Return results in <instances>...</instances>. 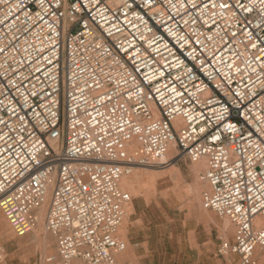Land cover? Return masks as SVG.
Segmentation results:
<instances>
[{"label": "built area", "instance_id": "2783aa9c", "mask_svg": "<svg viewBox=\"0 0 264 264\" xmlns=\"http://www.w3.org/2000/svg\"><path fill=\"white\" fill-rule=\"evenodd\" d=\"M172 147L166 162L205 161L202 205L234 226L218 252L264 264V0H0V207L17 235L48 201L58 264H133L120 180Z\"/></svg>", "mask_w": 264, "mask_h": 264}, {"label": "rangeland", "instance_id": "374dc122", "mask_svg": "<svg viewBox=\"0 0 264 264\" xmlns=\"http://www.w3.org/2000/svg\"><path fill=\"white\" fill-rule=\"evenodd\" d=\"M192 163L183 158L161 168L138 166L136 169L142 170L138 179L129 173L135 181L131 205L126 206L131 210L127 234L128 239L139 243L133 256L135 264H229L231 258L218 252L224 217L209 210L214 220L204 218L188 201L187 186L195 178L190 170ZM173 164L180 168L178 178L172 171ZM3 214L1 211L7 233L0 234L4 255L0 264H58V259L45 262V249L35 246L31 232L17 235ZM233 234L234 230L228 235L230 240ZM46 236L48 249L57 253L56 238L49 232Z\"/></svg>", "mask_w": 264, "mask_h": 264}, {"label": "bare ground", "instance_id": "6f19581e", "mask_svg": "<svg viewBox=\"0 0 264 264\" xmlns=\"http://www.w3.org/2000/svg\"><path fill=\"white\" fill-rule=\"evenodd\" d=\"M129 151H130V153L132 155L138 156L141 153L139 144L137 142H133L130 145V147H129ZM174 155H175V148L172 147L169 150V152L167 153V155L164 158V160L154 161V162H151L149 164L137 163L136 165L133 166L131 172L133 173L134 178L138 179L140 177L139 173L142 171L141 169H139V170H141L139 172L136 169V168H138V166H141V167L142 166H145V167L146 166H155L156 168L165 167V166L175 162V160H171L169 162H166V161L170 160L171 158H173ZM172 166H173L172 167V171L174 172V176L176 178H178L179 175H180V168H178L177 166H174V164ZM205 167H206V165H205V161L204 160L193 161V163L190 166V170L194 174L195 178H194L193 183L191 185L187 186L186 193H187V195L189 197L188 201H189L190 205L193 206L197 210L199 215L203 216L204 218H210V219L214 220L211 212L208 209H205L203 207V205H202V191H203V189H205L207 187V185L201 179V172L204 171ZM134 169H136V170L134 171ZM142 169H144V168H142ZM171 174H173V173H171ZM130 175L126 174V175H124L121 178L120 186H121L122 189H124L126 191L128 190L130 192L131 196H132L133 192H134V190H133L134 189L133 182L135 180H134V178H130L129 177ZM129 205H131V204H129ZM47 206H48V201H46L43 204V206L38 209V211H37V224L35 225V227L30 232H31L32 236L35 238V240H34L35 241V246L37 248L38 247H42L43 249H45V253H46L45 258H44L45 262H54L55 260L58 259V254L55 253V252H52V250L48 249V239H47V236H46V233L48 231L46 230V227H45ZM1 211H2V213H4L2 208L0 207V225H1L0 226V234L5 235L7 233V227H6L5 224H2V223H4L5 218H3V216L1 215ZM129 211H131V210H130V208L128 206L127 215L129 214ZM3 215H4V217H6L5 214H3ZM127 220H128V216L125 217V219H124V221H123V223H122V225H121V227L119 229V235L124 237V239L127 240L129 246H128L127 251H125L124 253L120 254L119 257L124 258V259H130L131 261H133V256L135 255V253L133 252V248H132V246L130 244V241L128 239V234H127V227H128L127 222L128 221ZM220 225H221V230H222L221 232H223L222 234L226 238H228V235L233 232L234 226L232 225L230 220L228 218H226V217H224V219L221 221ZM30 232H28V233H30ZM263 251H264L263 249L261 250V248H258L257 249V254H259V252H260V254H262ZM227 257L231 258V260L233 259L232 256H227ZM262 263H263V260H262V257H261V258H259L258 264H262ZM77 264H78V262H77Z\"/></svg>", "mask_w": 264, "mask_h": 264}, {"label": "crops", "instance_id": "0c3cea01", "mask_svg": "<svg viewBox=\"0 0 264 264\" xmlns=\"http://www.w3.org/2000/svg\"><path fill=\"white\" fill-rule=\"evenodd\" d=\"M129 241H130V244H131V246L133 248V252L135 253V251L139 248V243L137 241H132L131 239H129ZM127 260L132 262L133 264H135L134 261H131L129 259H127Z\"/></svg>", "mask_w": 264, "mask_h": 264}]
</instances>
